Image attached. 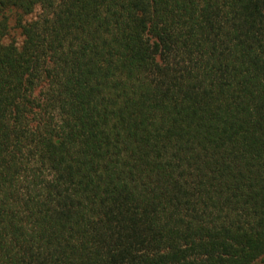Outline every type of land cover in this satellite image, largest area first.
<instances>
[{"label":"trees","instance_id":"1","mask_svg":"<svg viewBox=\"0 0 264 264\" xmlns=\"http://www.w3.org/2000/svg\"><path fill=\"white\" fill-rule=\"evenodd\" d=\"M262 258L264 0H0V264Z\"/></svg>","mask_w":264,"mask_h":264},{"label":"rangeland","instance_id":"2","mask_svg":"<svg viewBox=\"0 0 264 264\" xmlns=\"http://www.w3.org/2000/svg\"><path fill=\"white\" fill-rule=\"evenodd\" d=\"M16 37L18 40H21V36L19 35L17 31H16ZM255 264H264V258L258 260Z\"/></svg>","mask_w":264,"mask_h":264}]
</instances>
